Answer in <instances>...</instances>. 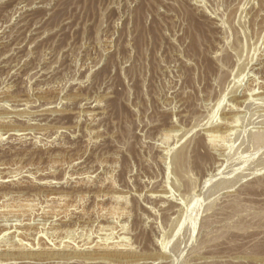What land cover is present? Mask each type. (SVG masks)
I'll list each match as a JSON object with an SVG mask.
<instances>
[{"label":"rangeland","instance_id":"rangeland-1","mask_svg":"<svg viewBox=\"0 0 264 264\" xmlns=\"http://www.w3.org/2000/svg\"><path fill=\"white\" fill-rule=\"evenodd\" d=\"M0 264H264V0H0Z\"/></svg>","mask_w":264,"mask_h":264}]
</instances>
